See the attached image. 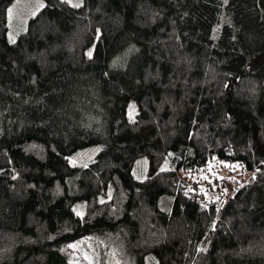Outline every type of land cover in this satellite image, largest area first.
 I'll use <instances>...</instances> for the list:
<instances>
[{"label": "trees", "instance_id": "obj_1", "mask_svg": "<svg viewBox=\"0 0 264 264\" xmlns=\"http://www.w3.org/2000/svg\"><path fill=\"white\" fill-rule=\"evenodd\" d=\"M13 1L0 264H74L77 239L118 264H264V0H44L8 40ZM229 164L252 173L202 175Z\"/></svg>", "mask_w": 264, "mask_h": 264}, {"label": "rangeland", "instance_id": "obj_2", "mask_svg": "<svg viewBox=\"0 0 264 264\" xmlns=\"http://www.w3.org/2000/svg\"><path fill=\"white\" fill-rule=\"evenodd\" d=\"M74 4H79L82 0H68ZM44 0H14L8 7V40H14L18 33L25 28L27 19L32 16L42 5ZM130 116L133 114L130 112ZM101 145H92L88 149L70 159L73 165L83 164L85 161H90L95 153L100 149ZM146 160L141 159L134 167V173L137 178L143 176ZM251 170H244L239 164H229L219 166L217 171H211L208 174H202L204 178L209 179V176H216V178L236 179L237 181H245L250 174ZM83 241L80 239L69 241L60 245L59 249L65 253L68 260L74 264H118V259L112 249L100 251L93 241L92 246L81 244Z\"/></svg>", "mask_w": 264, "mask_h": 264}]
</instances>
